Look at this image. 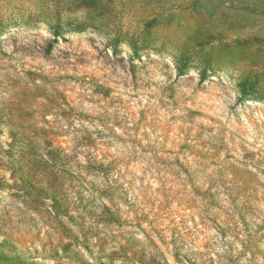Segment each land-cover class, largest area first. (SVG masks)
I'll list each match as a JSON object with an SVG mask.
<instances>
[{"label": "rangeland", "instance_id": "rangeland-1", "mask_svg": "<svg viewBox=\"0 0 264 264\" xmlns=\"http://www.w3.org/2000/svg\"><path fill=\"white\" fill-rule=\"evenodd\" d=\"M0 30V264H264V0H0Z\"/></svg>", "mask_w": 264, "mask_h": 264}, {"label": "trees", "instance_id": "trees-1", "mask_svg": "<svg viewBox=\"0 0 264 264\" xmlns=\"http://www.w3.org/2000/svg\"><path fill=\"white\" fill-rule=\"evenodd\" d=\"M1 34H2V31L0 30V36H1ZM202 78H204V76L203 77H201V80H203ZM33 187V186H32ZM34 188V187H33ZM23 264H32V263H30V262H28V261H23Z\"/></svg>", "mask_w": 264, "mask_h": 264}]
</instances>
